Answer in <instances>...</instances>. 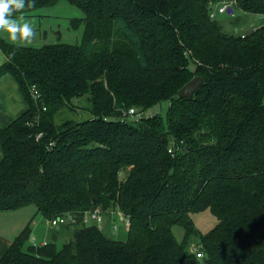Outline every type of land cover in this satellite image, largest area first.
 Listing matches in <instances>:
<instances>
[{"label": "trees", "instance_id": "trees-1", "mask_svg": "<svg viewBox=\"0 0 264 264\" xmlns=\"http://www.w3.org/2000/svg\"><path fill=\"white\" fill-rule=\"evenodd\" d=\"M57 1L24 0L11 16ZM67 1L85 13L72 21L84 23L80 43L0 36V77L12 74L28 102L1 127L0 211L35 207L0 264H264V23L226 30L210 17L219 0ZM230 6L264 16V0ZM164 100L166 121L145 113ZM95 208L128 216L126 238L86 225ZM205 209L218 222L201 233L192 213ZM67 213L73 222L47 225ZM35 216L51 229L45 245L31 243Z\"/></svg>", "mask_w": 264, "mask_h": 264}, {"label": "rangeland", "instance_id": "rangeland-1", "mask_svg": "<svg viewBox=\"0 0 264 264\" xmlns=\"http://www.w3.org/2000/svg\"><path fill=\"white\" fill-rule=\"evenodd\" d=\"M219 0L218 2H223ZM219 4V3H218ZM216 5V4H215ZM214 5V6H215ZM235 17L231 12L217 13L218 20L224 25L226 30H234V33H246L251 28H254L261 23H264V16L246 14L235 8ZM85 16L84 11L77 5L70 3L67 0H59L54 4L40 7L39 9L22 16L12 17L17 24L28 23L32 28V34L28 37H24L22 33H17V39H12L8 31L0 30V36L6 41L13 42L19 45L40 47L48 43L55 42H67V43H80L83 37L84 23L74 26L72 21L76 18H83ZM240 16L239 23L233 25V19ZM238 31V32H237ZM81 101V100H80ZM87 104L86 101H84ZM169 102L167 100L151 107L145 112L146 114L160 113L166 121L167 109ZM85 111L84 108L77 111L76 114ZM71 115H74L71 114ZM90 116V115H89ZM121 176V175H120ZM124 173L121 178H123ZM115 209H109L105 215V228L107 233L117 239H125L129 230L124 229V222L119 219ZM8 215L12 222L17 225V222L27 221L35 213V207L33 205H25L19 209L8 211ZM40 216H38L39 218ZM196 228L201 233H207L213 228L218 219L210 211L205 209L203 211H197L192 213ZM115 221V222H114ZM117 223L119 225L118 230H113L111 225ZM174 233L178 239H182L184 231L181 226H174ZM65 240L60 241V244ZM194 249L197 247V242H193Z\"/></svg>", "mask_w": 264, "mask_h": 264}, {"label": "crops", "instance_id": "crops-1", "mask_svg": "<svg viewBox=\"0 0 264 264\" xmlns=\"http://www.w3.org/2000/svg\"><path fill=\"white\" fill-rule=\"evenodd\" d=\"M229 1V0H224ZM222 4V2H220ZM6 60L5 54L0 49V65ZM28 108L27 99L20 89L15 77L5 73L0 77V131L2 126L10 124L15 118L21 116ZM3 157V148L0 135V161ZM8 211H0V257L6 252L14 238L30 221L17 222L15 225L8 215ZM31 219V218H30ZM33 235L37 239H50V232L42 217L35 216L31 221Z\"/></svg>", "mask_w": 264, "mask_h": 264}, {"label": "built area", "instance_id": "built-area-1", "mask_svg": "<svg viewBox=\"0 0 264 264\" xmlns=\"http://www.w3.org/2000/svg\"><path fill=\"white\" fill-rule=\"evenodd\" d=\"M232 3H233V0H229V2H223L220 5H215L214 8L210 11V17L215 18L217 13H225L229 11V8H231L230 5ZM31 91H32L34 99L40 98L41 94L36 88V86H32ZM43 109H46V108L43 107ZM127 114L134 118H141L143 115V112L139 111L135 107H131L129 108ZM41 135L42 133L40 132L37 137L39 138ZM106 214L107 212H104L101 208L89 209L84 212L83 221L86 225L96 224L100 229H104L105 223H106V220H105ZM116 214L119 217V219L124 222V229L129 230L130 225H131L130 218L126 216L121 210H117ZM75 218H76V215L74 213H67L65 215L56 216L52 219H47L46 223L49 227H59L62 224L73 222ZM111 228L116 231L118 230L119 225L117 223H113L111 225ZM31 243L34 246L45 245L48 243V240L47 238L39 240L37 239L36 236L33 235L31 237ZM194 252L199 258L203 256V252L198 247L194 249Z\"/></svg>", "mask_w": 264, "mask_h": 264}, {"label": "clouds", "instance_id": "clouds-1", "mask_svg": "<svg viewBox=\"0 0 264 264\" xmlns=\"http://www.w3.org/2000/svg\"><path fill=\"white\" fill-rule=\"evenodd\" d=\"M24 7V0H0V30L8 31L12 39H17L20 32L24 37L32 34V28L28 23L17 24L11 14Z\"/></svg>", "mask_w": 264, "mask_h": 264}, {"label": "water", "instance_id": "water-1", "mask_svg": "<svg viewBox=\"0 0 264 264\" xmlns=\"http://www.w3.org/2000/svg\"><path fill=\"white\" fill-rule=\"evenodd\" d=\"M231 11L232 8H229V12ZM203 82H204V78L202 76L200 75L194 76L179 89L178 95L180 97H191Z\"/></svg>", "mask_w": 264, "mask_h": 264}]
</instances>
